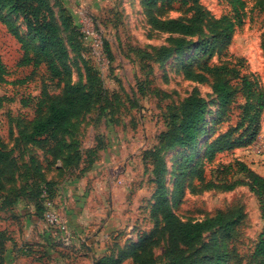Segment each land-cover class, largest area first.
<instances>
[{
	"label": "rangeland",
	"instance_id": "rangeland-1",
	"mask_svg": "<svg viewBox=\"0 0 264 264\" xmlns=\"http://www.w3.org/2000/svg\"><path fill=\"white\" fill-rule=\"evenodd\" d=\"M261 1L245 0L242 22L235 27L228 45L208 60L210 65L227 63L238 73L227 77L236 90L235 101L228 108V117L219 121L211 89L213 78L199 69V56L194 54L195 35L183 38L180 53L160 61L155 51L181 35L154 28L142 0H49L58 22L63 10L75 24L73 31H61L69 50L72 81L84 82L83 59L98 72L106 91V99L102 94L74 121L72 141L79 157L72 160L79 161L69 167L22 140L23 127L33 115L22 107L16 94L37 96L42 84L48 82V73L43 65H19L20 44L0 23V57L8 70L6 81L0 83V141L20 165L22 160H40L44 174L30 166L26 171L33 175L21 178L19 173L0 194V242L3 245L10 239L16 245L24 240L22 247L26 248L19 246L18 254L7 260L2 246L0 264H105L100 261L102 257L116 258L132 242L151 233H156V240L145 254L119 264L170 262L166 233L161 231L164 223L159 215L152 214L156 180L154 163L147 153L159 147V139L172 127L173 117L179 118L187 96L200 95L209 103L202 139L213 140L238 121L242 76L257 80L264 90ZM161 2L158 0L151 9L162 19L191 16L192 11L177 2L162 8L161 14L157 11ZM200 4L213 19L223 15L235 19L228 0H200ZM14 19L24 33L22 18ZM204 151L201 143L195 148L161 151L168 202L182 221L240 212L242 218L227 241V252L229 264H247L262 219L258 200L238 163L264 177V108L259 133L250 144L217 152L210 160ZM46 182L52 193L46 198L52 200L66 223L67 245L63 231L49 225L42 214L44 198L39 195L38 184ZM212 184L234 186L225 189ZM210 235L207 232L202 241ZM184 247L191 254L198 245Z\"/></svg>",
	"mask_w": 264,
	"mask_h": 264
},
{
	"label": "trees",
	"instance_id": "trees-1",
	"mask_svg": "<svg viewBox=\"0 0 264 264\" xmlns=\"http://www.w3.org/2000/svg\"><path fill=\"white\" fill-rule=\"evenodd\" d=\"M158 0H142L148 8L149 23L161 31L181 35L171 45L160 46L155 51L158 60L163 61L172 54L180 53L185 36H196L194 54L199 56V69L212 76V93L215 95L216 117L224 121L228 117L229 106L235 101V89L229 78L238 75L237 70L227 63L212 64L208 60L215 54H220L228 45L235 27L242 22L245 0H228L233 12L232 20L228 15L213 19L208 11L202 8L200 0H162L157 11L177 2L180 7L187 6L192 11L191 16L182 18L162 19L152 11ZM264 4V0L261 1ZM14 17H21L25 27L22 33ZM0 23L18 41L22 50L19 65H31L37 68L43 65L48 73V82L43 83L37 96H27L18 92L22 107L32 112L33 118L23 127L22 140L47 152L53 159H61L64 166H71L79 160L77 148L72 141L74 121L87 112L97 98L106 91L101 85L98 72L82 59L84 82H73L69 64V50L61 31H73L75 24L72 17L60 10L59 22L49 0H0ZM206 26V29H205ZM75 29V28H74ZM264 51V38L261 43ZM105 49L108 51L107 45ZM191 59H188V62ZM8 70L0 57V83L6 81ZM241 93L243 102L240 105L238 121L218 134L213 140L202 139L206 132L209 103L200 95H189L181 105L179 118L173 117V122L159 139V147L149 150L147 155L154 163L156 180V199L152 214L159 215L166 233L168 254L171 257L168 264H229L227 241L232 236L235 225L240 222V212H219L211 217L197 221H182L172 210L168 202L164 183L165 167L161 151L175 147L195 148L205 145L204 157L212 159L217 152L232 150L250 144L260 130V117L264 108V90L258 81L244 75L241 77ZM24 161V162H22ZM21 165L13 159L11 150L6 149L0 141V194L5 191L6 183L23 176L33 175L26 170L31 166L38 174L42 170L40 160H22ZM24 163V164H23ZM43 165L47 166V164ZM239 170L245 172L250 191L256 196L259 204L262 228L257 242L249 255L247 264H264V177L249 169L245 164L238 163ZM44 177V174H43ZM16 178V179H15ZM27 180V179H26ZM39 185V195L44 198L51 195L49 182ZM211 185V183L209 184ZM208 185V186H209ZM215 187L233 188L234 184H224ZM43 193L45 196H43ZM42 214L44 205H42ZM211 233L206 241L205 234ZM156 240V233H151L137 242H132L128 248L119 252L114 258L104 256L100 261L105 264H119L126 258L139 259L146 253L147 247ZM198 245L193 253L187 254L184 246ZM0 242V249L2 247ZM195 260V261H193ZM99 261V262H100Z\"/></svg>",
	"mask_w": 264,
	"mask_h": 264
},
{
	"label": "built area",
	"instance_id": "built-area-1",
	"mask_svg": "<svg viewBox=\"0 0 264 264\" xmlns=\"http://www.w3.org/2000/svg\"><path fill=\"white\" fill-rule=\"evenodd\" d=\"M43 196H45L44 193ZM44 205H45V211L43 213V216L45 220L49 223V225L59 227V229L63 231L64 244L65 245L69 244V235L65 230L66 223L62 219L60 214L55 210L52 200L45 197Z\"/></svg>",
	"mask_w": 264,
	"mask_h": 264
},
{
	"label": "crops",
	"instance_id": "crops-1",
	"mask_svg": "<svg viewBox=\"0 0 264 264\" xmlns=\"http://www.w3.org/2000/svg\"><path fill=\"white\" fill-rule=\"evenodd\" d=\"M23 241L24 240H21V241L19 240L18 244H16L17 246L14 243H12V241L10 239H8L7 241H5V243L3 244V246L5 247L4 248V256H5V258L7 260L13 259L14 255L15 254H18V252L16 253L15 251H16V249L19 248V246H20V248H22V250H25L26 249L25 246L22 247V245H24V242ZM30 244H32V243L30 242L29 245Z\"/></svg>",
	"mask_w": 264,
	"mask_h": 264
}]
</instances>
